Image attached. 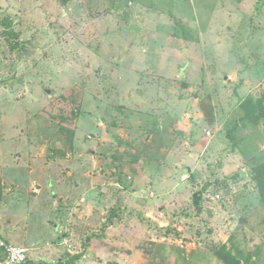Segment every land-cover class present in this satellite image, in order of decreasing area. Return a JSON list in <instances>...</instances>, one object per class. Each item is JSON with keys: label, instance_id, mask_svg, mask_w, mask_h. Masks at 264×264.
Masks as SVG:
<instances>
[{"label": "rangeland", "instance_id": "obj_1", "mask_svg": "<svg viewBox=\"0 0 264 264\" xmlns=\"http://www.w3.org/2000/svg\"><path fill=\"white\" fill-rule=\"evenodd\" d=\"M248 100L264 0H0V236L30 264H264Z\"/></svg>", "mask_w": 264, "mask_h": 264}, {"label": "trees", "instance_id": "obj_2", "mask_svg": "<svg viewBox=\"0 0 264 264\" xmlns=\"http://www.w3.org/2000/svg\"><path fill=\"white\" fill-rule=\"evenodd\" d=\"M6 20V19H5ZM242 109L244 111V120H250L251 122H258L259 117L262 116L264 113V109L262 107V103L258 102L257 104L254 105V103L251 100L246 101L245 103L242 104ZM258 109V112L255 110ZM79 114V109L76 108L74 110V117H77ZM253 180L255 182L256 187L258 188L260 195H261V200L264 205V165L257 166L254 169V175H253ZM221 255L223 256V259L225 260L229 250L227 251L226 246H222L220 251ZM231 258V257H230ZM5 259V254L2 250H0V260L3 262ZM78 257H72L71 263L76 261ZM234 258H232V261ZM29 259L24 264H30ZM39 264H48L45 262L39 263ZM57 264H61L58 262Z\"/></svg>", "mask_w": 264, "mask_h": 264}, {"label": "built area", "instance_id": "obj_3", "mask_svg": "<svg viewBox=\"0 0 264 264\" xmlns=\"http://www.w3.org/2000/svg\"><path fill=\"white\" fill-rule=\"evenodd\" d=\"M65 244L68 249L72 248V246H68L67 241H65ZM0 250L5 254V259L2 264H24L28 259L26 249L6 242L1 236Z\"/></svg>", "mask_w": 264, "mask_h": 264}]
</instances>
